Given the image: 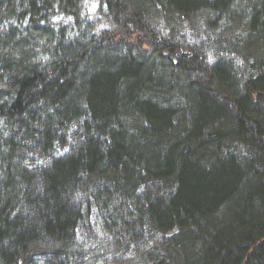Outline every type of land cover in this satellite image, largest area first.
<instances>
[{"label":"trees","instance_id":"trees-1","mask_svg":"<svg viewBox=\"0 0 264 264\" xmlns=\"http://www.w3.org/2000/svg\"><path fill=\"white\" fill-rule=\"evenodd\" d=\"M103 2L85 41L42 25L80 0H0V264H95L96 208L134 264H264V0ZM195 18L247 73L159 27Z\"/></svg>","mask_w":264,"mask_h":264},{"label":"rangeland","instance_id":"rangeland-1","mask_svg":"<svg viewBox=\"0 0 264 264\" xmlns=\"http://www.w3.org/2000/svg\"><path fill=\"white\" fill-rule=\"evenodd\" d=\"M80 5L81 8L76 14L64 12L59 8L51 10L47 13V18L42 25L46 23V26L51 29L53 27L56 33H63L65 37L71 36L72 33L77 31L79 32L78 36H83L85 41L94 35L100 36L107 31L115 32L119 28L103 0H80ZM157 21L159 19L154 20L155 23ZM15 26L17 27V25ZM159 27L163 30L164 36L171 37L170 40L178 42L187 49L200 52L211 67L223 61H230V63L243 66L244 57L238 51L236 53L232 48L230 49V46L224 44V38L217 36L216 32L211 31L212 28L210 29L209 25L202 22V20L195 18L193 22L187 20L179 26L173 24V27H168L165 23H162ZM247 69L248 67L243 66L242 70L245 71L243 73H247ZM193 78L195 79L196 76L193 75ZM97 209L94 210L96 214L90 219V223L88 224L85 221L83 223L86 228H91V231L89 229L86 233L81 229L78 234L79 244L83 245L84 249L88 251L89 259L94 260L95 264H134L135 260L138 259L137 249L135 250L136 244L132 245V248H126L127 245L110 247L102 244L104 238H111L112 235H109L111 234L109 231L107 234L103 230L98 215L101 213ZM90 232L92 233L90 234ZM91 251L93 253H90ZM105 259L108 261H105Z\"/></svg>","mask_w":264,"mask_h":264}]
</instances>
